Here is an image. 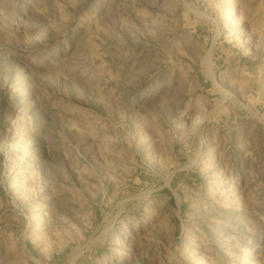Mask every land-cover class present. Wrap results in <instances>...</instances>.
I'll return each mask as SVG.
<instances>
[{
    "label": "rangeland",
    "instance_id": "obj_1",
    "mask_svg": "<svg viewBox=\"0 0 264 264\" xmlns=\"http://www.w3.org/2000/svg\"><path fill=\"white\" fill-rule=\"evenodd\" d=\"M0 264H264V0H0Z\"/></svg>",
    "mask_w": 264,
    "mask_h": 264
},
{
    "label": "bare ground",
    "instance_id": "obj_2",
    "mask_svg": "<svg viewBox=\"0 0 264 264\" xmlns=\"http://www.w3.org/2000/svg\"><path fill=\"white\" fill-rule=\"evenodd\" d=\"M207 62V61H206ZM208 63V62H207ZM197 110V109H196ZM23 240V239H22Z\"/></svg>",
    "mask_w": 264,
    "mask_h": 264
}]
</instances>
